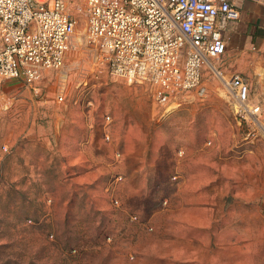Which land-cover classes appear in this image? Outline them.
<instances>
[{
  "label": "rangeland",
  "instance_id": "1",
  "mask_svg": "<svg viewBox=\"0 0 264 264\" xmlns=\"http://www.w3.org/2000/svg\"><path fill=\"white\" fill-rule=\"evenodd\" d=\"M71 8L63 68L31 87L0 81V264H264L254 49L229 44L204 95L162 108L146 84L109 75L86 43L84 1ZM234 74L261 107L255 124L235 114Z\"/></svg>",
  "mask_w": 264,
  "mask_h": 264
},
{
  "label": "built area",
  "instance_id": "2",
  "mask_svg": "<svg viewBox=\"0 0 264 264\" xmlns=\"http://www.w3.org/2000/svg\"><path fill=\"white\" fill-rule=\"evenodd\" d=\"M71 1L0 0V81L31 87L63 68L77 46ZM83 1L86 43L109 75L146 84L168 109L186 94H205V69L222 74L215 62L226 53L229 23L240 18L233 0ZM223 82L238 119L258 122L261 107L247 79L234 74Z\"/></svg>",
  "mask_w": 264,
  "mask_h": 264
},
{
  "label": "crops",
  "instance_id": "3",
  "mask_svg": "<svg viewBox=\"0 0 264 264\" xmlns=\"http://www.w3.org/2000/svg\"><path fill=\"white\" fill-rule=\"evenodd\" d=\"M233 1L238 6L240 18L228 25L225 35L227 49L220 61L227 58L228 52H230L228 50L229 44L236 51L238 50V48L235 49L237 43L242 41L244 43L242 51L244 52L246 48H253L259 59L257 65L264 66V0ZM235 44L236 46H234ZM257 72L258 70L256 69L255 73Z\"/></svg>",
  "mask_w": 264,
  "mask_h": 264
}]
</instances>
